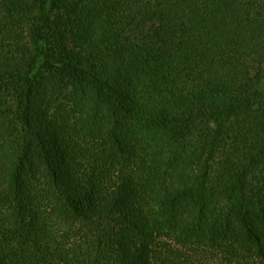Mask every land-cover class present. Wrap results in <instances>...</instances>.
Wrapping results in <instances>:
<instances>
[{"label":"trees","instance_id":"16d2710c","mask_svg":"<svg viewBox=\"0 0 264 264\" xmlns=\"http://www.w3.org/2000/svg\"><path fill=\"white\" fill-rule=\"evenodd\" d=\"M78 4L0 0V264H264V0Z\"/></svg>","mask_w":264,"mask_h":264},{"label":"rangeland","instance_id":"374dc122","mask_svg":"<svg viewBox=\"0 0 264 264\" xmlns=\"http://www.w3.org/2000/svg\"><path fill=\"white\" fill-rule=\"evenodd\" d=\"M94 0H79V7H86L90 5ZM71 92H68L67 94H62V89H58V94H62V99L67 103L70 100ZM186 168L185 164L182 162H174L169 164L167 167L164 168V172L168 174V178L172 181L174 180H180L183 178L181 175L183 174V170Z\"/></svg>","mask_w":264,"mask_h":264}]
</instances>
